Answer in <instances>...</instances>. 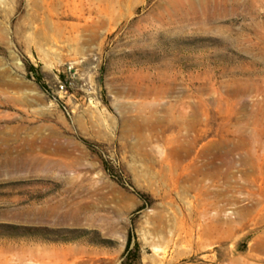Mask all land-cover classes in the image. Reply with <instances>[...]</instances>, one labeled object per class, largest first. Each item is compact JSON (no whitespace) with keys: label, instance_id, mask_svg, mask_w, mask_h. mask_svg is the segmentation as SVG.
<instances>
[{"label":"rangeland","instance_id":"1","mask_svg":"<svg viewBox=\"0 0 264 264\" xmlns=\"http://www.w3.org/2000/svg\"><path fill=\"white\" fill-rule=\"evenodd\" d=\"M0 139V264H264V0H0Z\"/></svg>","mask_w":264,"mask_h":264},{"label":"bare ground","instance_id":"2","mask_svg":"<svg viewBox=\"0 0 264 264\" xmlns=\"http://www.w3.org/2000/svg\"><path fill=\"white\" fill-rule=\"evenodd\" d=\"M138 132H139V134H138V135H139L140 141H143L144 139H143V138H141V137H142V135H141V133H140V132H141V130H139ZM0 141H3V142L5 141V143H7L6 139H5V140H3V139H0Z\"/></svg>","mask_w":264,"mask_h":264},{"label":"trees","instance_id":"3","mask_svg":"<svg viewBox=\"0 0 264 264\" xmlns=\"http://www.w3.org/2000/svg\"><path fill=\"white\" fill-rule=\"evenodd\" d=\"M132 246V239H129L127 249L130 250Z\"/></svg>","mask_w":264,"mask_h":264},{"label":"built area","instance_id":"4","mask_svg":"<svg viewBox=\"0 0 264 264\" xmlns=\"http://www.w3.org/2000/svg\"><path fill=\"white\" fill-rule=\"evenodd\" d=\"M61 89L62 90H65V85H61Z\"/></svg>","mask_w":264,"mask_h":264}]
</instances>
